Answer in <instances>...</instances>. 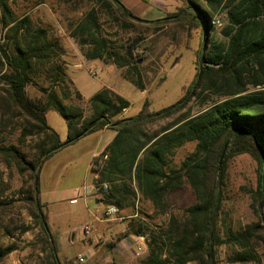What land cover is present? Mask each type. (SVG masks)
Segmentation results:
<instances>
[{"label":"trees","instance_id":"obj_1","mask_svg":"<svg viewBox=\"0 0 264 264\" xmlns=\"http://www.w3.org/2000/svg\"><path fill=\"white\" fill-rule=\"evenodd\" d=\"M55 2L70 4L73 10L85 3L80 16L66 18L69 36L87 60L116 65L142 91L147 87L142 63L149 58L155 35L172 24L174 29L191 25L201 29L204 44L183 99L153 111L146 98L137 115L126 117L122 115L129 100L105 86L90 97L88 114L80 104L82 93L67 75L60 38L49 26L34 23L29 14L14 17L8 1L1 0L2 24L8 32L0 44L4 85L0 127L15 123L20 135L17 144L0 142V155L32 180L31 214L45 234L43 242L50 243L51 264L63 263L39 198L41 165L66 146L104 129L117 131L93 159L94 183L104 193L99 200L105 205L125 209L134 206L140 195L164 213L174 190L190 187L196 196L183 215H171L167 224L145 236L147 255L141 264H219V247L226 243L237 246L238 261L256 260L264 241V0H184L176 11L158 20L136 16L120 0ZM220 13L227 20L221 38L213 23ZM139 27H154V36L147 41L139 34L125 37L129 31L142 33ZM41 78L47 84L42 85ZM29 84L39 86L43 97H30ZM73 97L79 104L67 102ZM190 102L200 107L197 113L186 109ZM51 109L67 122L64 140L48 122ZM166 119L170 121L154 128ZM32 134L37 137L36 152L29 158L21 146ZM189 142H195L194 151L175 164L176 150ZM244 153L259 165L252 197L261 220L235 233L223 228L220 219L229 160ZM104 184L109 185L107 190ZM136 234L145 235L140 230ZM15 249V244L0 243V261Z\"/></svg>","mask_w":264,"mask_h":264},{"label":"rangeland","instance_id":"obj_2","mask_svg":"<svg viewBox=\"0 0 264 264\" xmlns=\"http://www.w3.org/2000/svg\"><path fill=\"white\" fill-rule=\"evenodd\" d=\"M7 1L14 17L21 18L24 14H29L34 23L49 26L51 32L60 38L64 47L65 56L62 55V59L67 75L73 80V88L82 93L80 104L88 114L90 97L105 86L129 100L130 106L122 115L129 117L142 110L146 98L150 99V108L153 111L183 99L195 77L197 54L204 44L203 33L199 27L189 25L184 29H174L172 24L155 36L154 27H139L142 33L129 31L125 34V37L139 34L145 38L144 41L155 37L149 58L142 63L147 86L142 91L125 79L122 70L116 65L100 60L84 62L79 46L68 34L66 18L80 16L85 3L73 10L70 4H58L55 0ZM180 1L183 4L184 0ZM2 16L3 6L0 0V44L5 41L8 32V28H3ZM226 22L225 13L217 14L213 21L220 38ZM41 84H47L43 78ZM1 86L4 85L0 83ZM27 91L32 98L43 97L37 85L29 84ZM67 102L79 104L74 97ZM186 109L194 114L200 107L190 102ZM47 119L61 139H66V120L54 109L47 112ZM169 121L170 119L162 120L154 128L164 126ZM116 134L114 129L94 132L59 150L41 165L39 198L48 215L54 243L58 249V260L63 264H141L147 255L145 236L167 224L171 215H183L196 202L192 189L185 187L176 189L169 195L164 213L155 210L150 200L138 195L134 206L118 208L117 214L106 216L104 211L108 205L98 201L104 193L94 183L97 172L93 169V159L103 152ZM19 135L20 128L15 123L5 128L0 127V142L17 144ZM36 142L37 137L32 134L26 145L21 146L29 158H33L36 152ZM195 145V142H189L178 148L173 156L174 163L180 164L194 151ZM258 167L257 160L247 153L229 160L220 219L227 231L236 233L247 224L261 220L254 208L252 197L258 187ZM31 182L29 175H21L14 164H8L0 155V243L17 246L0 264H51L53 260L50 243L47 245L43 242L45 234L31 214L28 191ZM72 198L76 199V203L70 201ZM86 226L91 228L88 234L85 232ZM138 230L145 234L142 238L136 234ZM129 235L134 236V243L127 244L124 241ZM138 244L144 250L139 255L135 253ZM80 253L87 256L83 263L76 261ZM218 256L219 264H264V241L259 247L256 260L238 261V248L233 243L220 246Z\"/></svg>","mask_w":264,"mask_h":264},{"label":"crops","instance_id":"obj_3","mask_svg":"<svg viewBox=\"0 0 264 264\" xmlns=\"http://www.w3.org/2000/svg\"><path fill=\"white\" fill-rule=\"evenodd\" d=\"M120 1H122L136 16L149 20L163 19L167 17L169 13L176 11L178 7H180L182 4L180 0H120ZM40 6L42 5H39V7ZM49 12L53 15L51 11ZM52 15L51 17H53ZM64 56L65 54L63 55V57ZM83 59L84 62L94 61V60H87L85 57ZM68 65L70 64H67V66ZM87 191L89 192V189ZM74 199L75 198H72L70 201L73 202ZM98 201L103 203L100 200ZM140 238H142V236ZM134 239L135 238L133 235L131 236L129 235L126 237V239H124V241L127 244H131L132 242L134 243Z\"/></svg>","mask_w":264,"mask_h":264},{"label":"built area","instance_id":"obj_4","mask_svg":"<svg viewBox=\"0 0 264 264\" xmlns=\"http://www.w3.org/2000/svg\"><path fill=\"white\" fill-rule=\"evenodd\" d=\"M1 37H2V36H0V40H1ZM103 188H104L105 190H107V189L109 188V185H108V184H104ZM73 201L76 202V199H74ZM117 213H118V208H117L116 206H114V205H109V206H107V208H106L105 211H104V214H105L106 216H113V215H115V214H117ZM90 231H91V228H90L89 226H86V227H85V232L88 234V233H90ZM143 251H144V250H143L142 245L138 244V245H137V248L135 249V253H136L137 255H139V254H141ZM86 260H87V256H86L85 254H82V253L78 254V256L76 257V261H77V263H83V262H85Z\"/></svg>","mask_w":264,"mask_h":264}]
</instances>
